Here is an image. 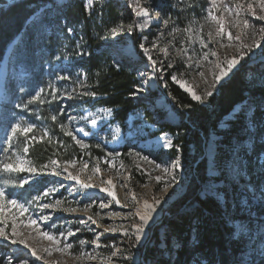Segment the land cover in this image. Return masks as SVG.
<instances>
[{"label":"rangeland","instance_id":"rangeland-1","mask_svg":"<svg viewBox=\"0 0 264 264\" xmlns=\"http://www.w3.org/2000/svg\"><path fill=\"white\" fill-rule=\"evenodd\" d=\"M55 1L58 4L72 0ZM107 1L125 7L130 19L122 18L112 28L117 32L113 34L111 30V36L105 37L106 47L114 59L127 58L129 68L139 76L134 95L138 106L123 124L114 119L111 108L93 106L84 95L88 86L79 62L85 50L80 32L76 31L78 25L67 22L50 2L26 21L42 29V34L37 32L39 42L32 57L24 45L22 31L9 44L0 63V187L5 191V198L0 199V230L5 233L0 235V264H150L143 258L150 227L168 213L167 207L183 194L189 179L188 167L166 153L175 135L163 130L162 125L177 122L178 116L164 91L165 75L192 98L193 93L200 96L194 100L207 107L209 96L241 64L249 67L251 86L264 87V19H260L264 9L259 0H216L215 6L213 0H85V4L91 11L102 8ZM249 3L252 9L247 7ZM225 5L231 11H225ZM140 8L147 9L146 14L137 15ZM245 19L249 21L248 28L243 26ZM220 21L223 32L218 35ZM129 25L131 31L127 30ZM208 33H212L211 37ZM244 52L247 54L241 58ZM149 55L156 61L155 75ZM233 56L240 63L217 81L215 77L227 68ZM151 90L156 93L150 95ZM37 93L39 98L34 100ZM243 104L220 120V126L226 127L227 120L240 112ZM148 110L155 121L149 120ZM245 111L249 115L251 108ZM52 116L57 119L53 121ZM247 123L245 130L251 128ZM16 124L21 128L35 127L26 134L18 131L12 136ZM58 136L70 137L68 145L62 143L60 150L54 144ZM221 142L213 132L205 142L208 178L201 183L200 194L215 197L222 206L225 202L233 207L236 204L239 212L256 218L250 206L254 201H264V187L256 190L248 184L237 152L241 144L228 146V142ZM36 144L42 148L50 144L48 151L71 157L60 160L49 153V159L38 166L29 154ZM20 161L24 162V171L3 170V164ZM174 162L179 166L174 167ZM28 168L36 171L29 172ZM69 174L78 179H70ZM24 180L27 183L21 184ZM85 184L90 186L86 188ZM45 192L48 195H43ZM9 200L17 201L25 210L8 204ZM145 202L154 211L137 239L135 225L141 221L136 213L147 211ZM231 223L243 232L261 226L260 221L257 226L236 220ZM251 244L256 253L264 255V236ZM160 245L164 246L162 242ZM113 252L118 254L113 256ZM243 256L247 258L248 254Z\"/></svg>","mask_w":264,"mask_h":264},{"label":"trees","instance_id":"trees-1","mask_svg":"<svg viewBox=\"0 0 264 264\" xmlns=\"http://www.w3.org/2000/svg\"><path fill=\"white\" fill-rule=\"evenodd\" d=\"M46 2L54 5L67 22L78 25L76 31L80 32L81 47L85 50L79 64L86 74L88 93H96L88 95L87 100H91L93 106L111 108L114 119L123 124L138 106L134 95L138 92L139 76L129 68L127 58L120 61L111 56L104 39L111 36L112 28L121 23L122 18L130 19L125 7L107 1L102 3V8L88 11L85 0L58 4L55 0H15L11 3L1 0L0 61L7 45L22 31L26 50L32 54L42 29L37 30L34 22L26 24V21ZM165 83V94L178 116L177 122L162 125L163 130L175 135L166 153L172 159L179 158L181 165L188 167L189 179L183 194L167 207L168 213L151 225L149 240L143 246V258L150 264H236L242 261L264 264V255L256 253L251 244L264 236V201L251 204L256 218H249L239 212L236 204L233 207L225 202L222 206L215 197L200 194L201 183L208 178L204 146L212 132L218 134L223 143L228 142V146L241 144L237 152L248 175V184L256 190L264 187V87L251 86L249 67L241 64L209 96L210 106L207 107L171 81L168 74ZM155 93L151 90L150 95ZM243 102L242 110L227 120L226 127H221L220 120ZM248 106L251 108L249 115L245 111ZM147 112L149 120L155 121L150 110ZM247 122L251 128L245 130ZM62 137L55 140L56 149L60 150L64 142L65 147L68 145L66 141L70 137ZM47 147L50 144L44 148L36 144L29 149L38 166L46 161L49 153L60 160L71 157L57 156L56 150L50 152ZM190 206L191 209H186ZM234 220L249 226H257L256 222L260 221L261 226L243 232L235 229L231 223ZM245 253L247 258L243 256Z\"/></svg>","mask_w":264,"mask_h":264},{"label":"snow or ice","instance_id":"snow-or-ice-1","mask_svg":"<svg viewBox=\"0 0 264 264\" xmlns=\"http://www.w3.org/2000/svg\"><path fill=\"white\" fill-rule=\"evenodd\" d=\"M259 3H260V7H261L262 9H264V0H259ZM213 5H214V6L216 5V0H213ZM238 6H239V5H238ZM137 7H139V5H137ZM224 7H225V11H231V9H229V8L227 7V5H225ZM247 7H248L249 9H252L253 6H252L251 3H249V4L247 5ZM146 12H147V9L140 8V10L137 12V15L146 14ZM252 14H253V15H256V12L253 11ZM157 15H159V13H158ZM236 15L239 16V12H237ZM213 19H217V18H216V17H213ZM260 19H264V16H261ZM242 23H243V26H244L245 28H248V27H249V21H248L247 19L243 20ZM121 30H123V29H121ZM127 30H128V31H131V30H132V26L129 25ZM69 31H71V29H69ZM116 32H117V29H115V28L112 29V33H113V34H116ZM222 32H223V21H220V27L217 29V34L219 35V34H221ZM211 35H212V33H208V36H209V37H211ZM228 35H229V38L231 39V38H232V34L229 33ZM236 39L239 40L240 37L237 36ZM153 46H155V45H153ZM140 47H141L142 49H144V52H145V53L148 52V49L145 48L143 44H141ZM243 47H247V46L244 45ZM248 51H251V49L248 48ZM246 54H247L246 52L241 53V58L243 57V55H246ZM205 58H207V54H205ZM148 59L152 62V65H153V72H152V75H155V73H156V71H157V70L155 69L156 61H155V60H152V57H151L150 55H149ZM239 63H240V59H238L237 57L233 56V57L227 62V68H226L225 70H222V71L220 72V74H219L218 76L215 77V79H216L217 81H219V79H221V77H223V76H227V75H228V72L231 71L234 67H236ZM170 66H171V65H169V67H170ZM201 75H203V73H201ZM60 78H61V79H67V77H60ZM172 79H173V80H176V77L173 76ZM188 91H191V89L189 88ZM211 94H212L211 92H208V93H207V95H211ZM69 95H71V94H69ZM84 95H92V96H95L96 93H94V92H92V93H84ZM192 95H193V99H196V100L201 99V97L195 95V93H193ZM38 98H39V93H37V96L33 97L34 100H35V99H38ZM51 119H52L53 121H55V120L57 119V117H56V116H52ZM92 123L95 124L96 121H95V120H92ZM33 127H35V126H34V125H28L27 127L21 128L20 124H16V125H14V126L12 127V136H15V135L17 134L18 131H19V132H23V133L26 134V133L30 132L31 129H32ZM61 127L63 128L64 126L61 125ZM45 134H46V133H45ZM67 134H68L69 136H72L73 139H75V136L73 135V133H72L71 131H68ZM11 138H12V137H9V140H11ZM164 139H165L166 143L168 144V146H171V141H170V140H167V134H164ZM77 143H82V141L77 140ZM27 150H28L27 148H24V151H27ZM23 163H24L23 161H20V162L17 163V164L5 163V164H3V170H5V171H15V172L24 171L25 169L21 166ZM52 163L55 164V161H53ZM178 166H179V165L176 164V163L174 162V167H178ZM157 167H159V165H157ZM42 168H43V166H42ZM27 171H29V172H35L36 170L33 169V168H28ZM165 171L167 172L168 169L166 168ZM55 174H56V175H60L59 172H56ZM69 178H70V179H78L77 177L72 176L71 174H69ZM174 178H175V177L173 176V179H174ZM159 179H160V177H157V180H159ZM20 183H21V184H24V183H27V181L24 180V181H21ZM89 186H90V185H87V184L84 185V187H86V188L89 187ZM166 186H167V185H166ZM102 190L106 191V189H102ZM43 195L46 196V195H48V193L45 192ZM4 198H5V191H4V188H3V187H0V199H4ZM35 199H39V197H36ZM155 202H156V203H159V201H155ZM7 203H8V204H11V205L14 206V207H18V208H20L21 211H24V210H25V209L23 208V205L18 204L17 201H15V200H9V201H7ZM56 204L59 205L60 202L57 201ZM40 206H41V207H50L51 205H40ZM102 207H103V205H102ZM144 208L147 210L145 213H141V212H139V211L136 213V215L139 216V219H140V221H141L140 224L135 225L136 232H137V239L140 238V237H139V234L143 232L144 226H145V225L149 222V220L151 219V215H150V213H151L152 211H154V208L152 207V205H149L147 202H145V204H144ZM71 211H75V209H71ZM45 219H47V217H45ZM89 219H91V217H89ZM31 223L35 224L36 222H35V221H31ZM81 223H83V221H81ZM108 230H109V229H106V231H108ZM111 230H112V231H115V229H111ZM13 234L15 235L16 233L14 232ZM42 234L45 235V236H47L48 239H53V237L49 236L47 233H42ZM0 235H5V233H4L2 230H0ZM20 243H25V241H24V240H20ZM66 247H69V248H70L71 245H66ZM32 254H33V255H36L35 250H33V253H32ZM117 254H118L117 252H113V253H112L113 256H116ZM38 258H40V257H38ZM24 264H27V261H24Z\"/></svg>","mask_w":264,"mask_h":264},{"label":"bare ground","instance_id":"bare-ground-1","mask_svg":"<svg viewBox=\"0 0 264 264\" xmlns=\"http://www.w3.org/2000/svg\"><path fill=\"white\" fill-rule=\"evenodd\" d=\"M5 58V57H4ZM1 77H2V69H0V79H1Z\"/></svg>","mask_w":264,"mask_h":264}]
</instances>
